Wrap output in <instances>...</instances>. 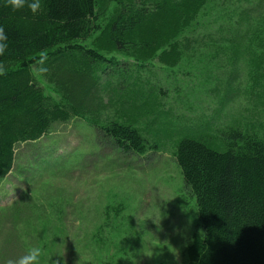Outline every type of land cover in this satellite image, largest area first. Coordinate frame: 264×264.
<instances>
[{"label": "rangeland", "instance_id": "obj_1", "mask_svg": "<svg viewBox=\"0 0 264 264\" xmlns=\"http://www.w3.org/2000/svg\"><path fill=\"white\" fill-rule=\"evenodd\" d=\"M95 10L94 29L81 40L85 47L122 61L139 54L151 59L141 69L143 83L137 86L142 89L136 91L139 104L145 101L137 112L145 110L151 120L139 126L146 149L122 151L78 115L54 123L36 141L19 144L0 183V264H15L29 246L47 251L46 237L56 234L53 242L63 244L62 256L51 258L57 264H186L188 249L203 232L173 157L177 141L197 128L208 135L225 127L264 133L259 88L264 80L252 74L256 64L264 65V46L257 48L246 32L247 25L257 26L264 40V0H206L172 40L179 59L171 67L159 61V50L152 58L133 49L117 52L107 43L102 34L118 10L116 0H95ZM42 13L43 0L31 14L40 18ZM3 67L12 68V60ZM32 70L44 95L65 105L62 79L56 84L50 71ZM99 80L81 93L86 102L102 97V122L108 124L117 117L110 105L114 96L99 90L107 78ZM185 127L187 132L180 131ZM153 209L160 213L158 221L150 215ZM41 264L48 262L42 258Z\"/></svg>", "mask_w": 264, "mask_h": 264}, {"label": "trees", "instance_id": "obj_2", "mask_svg": "<svg viewBox=\"0 0 264 264\" xmlns=\"http://www.w3.org/2000/svg\"><path fill=\"white\" fill-rule=\"evenodd\" d=\"M116 1L118 10L102 34L107 43L117 52L133 49L148 52L152 58L159 50V61L170 67L179 59L172 40L191 25L206 2ZM95 17V0H43L40 18L27 9L10 12L0 0V25L9 41L8 50L0 56V183L13 166L19 144L36 141L54 123L74 115L87 118L122 151H145L139 126L144 128L151 120L145 110L137 112L145 101L139 104L136 91L142 89L137 86L143 83L140 69L151 59L148 62L139 54L129 58L132 63H125L128 57L122 61L85 47L81 40L94 29ZM256 27L247 25L246 32L260 48L264 40ZM162 29L169 31L163 34ZM164 44H168L166 49H162ZM10 60L13 67L4 68ZM32 69L50 71L56 84L62 79L67 88L61 98L65 105L44 95ZM252 74L264 80V65L256 64ZM102 77L107 80L99 90L113 94L110 105L117 112L108 124L102 122L101 113L106 112L102 97L86 102L81 93L82 88L91 90ZM259 88L264 98V83ZM88 95L91 92L84 94ZM180 131L187 132L188 127ZM174 150L203 232L188 249L186 264H264V133L256 136L225 127L208 135L197 128L192 136L181 137Z\"/></svg>", "mask_w": 264, "mask_h": 264}, {"label": "clouds", "instance_id": "obj_3", "mask_svg": "<svg viewBox=\"0 0 264 264\" xmlns=\"http://www.w3.org/2000/svg\"><path fill=\"white\" fill-rule=\"evenodd\" d=\"M2 4L10 12H17L27 9L30 13L36 14L42 7V0H2ZM9 48L8 35L5 29L0 25V56H3ZM43 56V55H42ZM150 215H155L156 221L160 219V213L153 209ZM155 222V221H154ZM59 236L58 234L51 237H46L49 240L50 246L47 251L40 246H29L24 250V253L16 258L15 264H41V259H45L48 264H57L56 260L51 258L55 256H62L63 244L54 243L53 237ZM155 243V241H153ZM146 255H151L149 249H142ZM171 250V248H170Z\"/></svg>", "mask_w": 264, "mask_h": 264}]
</instances>
